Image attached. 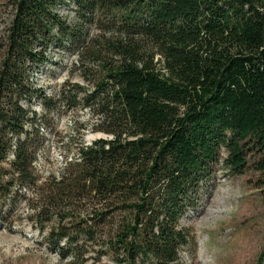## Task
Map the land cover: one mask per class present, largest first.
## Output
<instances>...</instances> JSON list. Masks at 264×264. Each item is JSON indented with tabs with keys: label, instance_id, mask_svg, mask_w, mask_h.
<instances>
[{
	"label": "trees",
	"instance_id": "16d2710c",
	"mask_svg": "<svg viewBox=\"0 0 264 264\" xmlns=\"http://www.w3.org/2000/svg\"><path fill=\"white\" fill-rule=\"evenodd\" d=\"M61 2L10 5L0 57V221L26 188L32 220L42 231L53 222L48 237L63 258L86 264L83 241L117 264H173L192 244L184 220L217 166L251 170L264 197V0H67L72 16ZM95 25L114 39L116 59L103 60L91 90L74 83L60 95L67 108L96 110V130L110 137L78 146L76 161L42 181L33 163L57 101L34 74L51 44L83 51Z\"/></svg>",
	"mask_w": 264,
	"mask_h": 264
},
{
	"label": "rangeland",
	"instance_id": "374dc122",
	"mask_svg": "<svg viewBox=\"0 0 264 264\" xmlns=\"http://www.w3.org/2000/svg\"><path fill=\"white\" fill-rule=\"evenodd\" d=\"M11 2L0 0V57L1 39L12 12ZM69 7L71 4L63 0L58 9L64 14L69 11L72 16ZM113 40L107 31L90 26L83 51L51 44L49 62L34 74L38 87L57 101L56 108L49 111L51 125L41 130L44 146L33 163L42 181L60 176L70 161H76L78 146L109 139L110 135L96 130V110L67 108L62 104L60 92L74 83L91 90L103 69V60L116 59ZM33 108L42 116L43 108L38 102ZM253 181L251 170L232 174L223 166L216 167L208 193L199 200L197 210L184 220L191 230L192 244L180 251L179 259L173 264H264V197ZM20 194L9 209L12 216L0 221V264H80V259L63 258L51 243L48 231L53 222L44 224L42 231L40 224L32 220L26 200L31 197L30 190L21 188ZM41 201L37 200V204ZM50 211L45 219L51 217L53 210ZM81 248V252L91 255L86 264H117L110 254L94 253V247L87 242L82 241ZM137 264L152 263L140 260Z\"/></svg>",
	"mask_w": 264,
	"mask_h": 264
},
{
	"label": "bare ground",
	"instance_id": "6f19581e",
	"mask_svg": "<svg viewBox=\"0 0 264 264\" xmlns=\"http://www.w3.org/2000/svg\"><path fill=\"white\" fill-rule=\"evenodd\" d=\"M198 262H199V260H198Z\"/></svg>",
	"mask_w": 264,
	"mask_h": 264
}]
</instances>
